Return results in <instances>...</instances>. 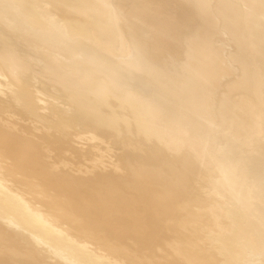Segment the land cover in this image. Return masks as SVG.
<instances>
[{
  "label": "bare ground",
  "instance_id": "1",
  "mask_svg": "<svg viewBox=\"0 0 264 264\" xmlns=\"http://www.w3.org/2000/svg\"><path fill=\"white\" fill-rule=\"evenodd\" d=\"M0 264H264V0H0Z\"/></svg>",
  "mask_w": 264,
  "mask_h": 264
},
{
  "label": "rangeland",
  "instance_id": "2",
  "mask_svg": "<svg viewBox=\"0 0 264 264\" xmlns=\"http://www.w3.org/2000/svg\"><path fill=\"white\" fill-rule=\"evenodd\" d=\"M13 191H15L16 192V189H13V188H11ZM32 204L34 205V206H39L37 203H33L32 202ZM71 227V231L69 230V228H67V227H65V226H62V229H64V230H67V231H69V232H71L72 233V231H73V229H72V226H70ZM110 261H114L115 263H116V260H114V258L113 257H111L110 258Z\"/></svg>",
  "mask_w": 264,
  "mask_h": 264
},
{
  "label": "water",
  "instance_id": "3",
  "mask_svg": "<svg viewBox=\"0 0 264 264\" xmlns=\"http://www.w3.org/2000/svg\"><path fill=\"white\" fill-rule=\"evenodd\" d=\"M159 5H161L159 2H158Z\"/></svg>",
  "mask_w": 264,
  "mask_h": 264
}]
</instances>
